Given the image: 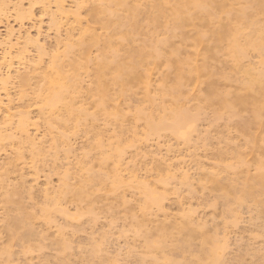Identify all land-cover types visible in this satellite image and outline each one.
<instances>
[{"label":"rangeland","instance_id":"374dc122","mask_svg":"<svg viewBox=\"0 0 264 264\" xmlns=\"http://www.w3.org/2000/svg\"><path fill=\"white\" fill-rule=\"evenodd\" d=\"M3 1L0 136L14 137L0 139V264H150L143 232L160 226L171 230L170 226L186 221L184 214L202 237L205 233L219 243L218 264H264V205L257 204L263 203L264 193L257 194V203L233 204L235 218L205 176L212 172L225 182L232 177L240 182L247 173L253 174L257 159H264L263 132H255L261 134L256 146L237 129L240 118L219 115L218 106L206 104L200 96L205 84L193 82L184 86L181 97L182 105L194 116L186 138L166 129L152 132L139 114L159 119L172 107L163 86L170 84L173 75L163 59L148 60L142 83L111 86L106 110L97 108L95 61L101 51H109L108 38L122 55L144 45L152 50L168 33L163 27L168 18H162L157 27L148 22L155 14L154 0L142 1L138 31L129 39L120 38L113 25L94 22L91 10L103 7L105 0H61L60 8L46 0ZM231 4L234 10L245 5L243 0ZM110 11L124 14L115 6ZM108 13L100 17L106 19ZM85 28L93 30L99 42L90 48L88 62H82L83 68L75 72L71 63L79 58L78 48L71 52L67 46L76 43ZM193 34L190 30L185 40L172 37L170 44L181 48L183 58H195L198 65L207 62L213 71L211 79L222 91L234 90L242 79L237 63L264 70V53L252 48L239 62L225 44L205 58L202 50L197 53L193 47ZM251 34L252 27L242 26L239 42L244 44ZM169 47L157 49L164 52ZM56 58L65 75L76 79L67 97L75 110L84 112L77 117L70 116L61 102L52 110L40 106L37 91L45 86L48 75L55 74L52 62ZM21 78H27V83ZM21 112L28 116L26 139L17 130ZM239 159L245 164H239ZM225 165L231 168L223 169ZM96 175L101 178L89 183ZM82 181L87 190L83 200L68 193L52 209L65 183L78 187ZM143 187L161 198L162 208L143 209ZM7 196L13 203L7 202ZM16 203L32 216L28 230L19 228L31 235L10 241L4 229L10 217L19 215ZM45 207L51 209L49 219L42 214ZM195 238L190 250L166 248L157 253L191 260L201 244V237ZM62 243L68 247L64 251ZM4 246L8 253L2 251Z\"/></svg>","mask_w":264,"mask_h":264},{"label":"bare ground","instance_id":"6f19581e","mask_svg":"<svg viewBox=\"0 0 264 264\" xmlns=\"http://www.w3.org/2000/svg\"><path fill=\"white\" fill-rule=\"evenodd\" d=\"M48 1L54 2L58 7L62 4L61 0H46V2ZM142 1L143 0H105L106 4L103 7L93 8L91 10L92 18L95 23L115 26L120 38L129 39L132 33L134 34L138 31L139 23L137 18L141 12H143L140 8ZM231 1L232 0H154L152 6L155 14L149 18L148 22L152 26L157 27L162 25V18H168V22L163 25L168 33L163 38L157 40L152 50L147 49V46L144 45L136 49L132 48L125 50L122 55L119 53L120 49L114 47L110 42V38H108L107 44L109 51H101L99 57L95 61V91L100 97L97 108L103 111L106 110V101L111 86L116 85L120 88H124V86L142 83L146 78L145 72L147 71L146 66L149 62L148 60L150 58L155 60L163 59L166 66L171 71V75H173L172 80L170 78V84L163 86V95L171 98L172 107L170 108V112L168 111L159 119L153 118L152 114H139V116L146 120L152 132L166 129L180 138H186L187 131L191 127L192 117L194 116L181 103L183 88L190 82H193V84L202 83L205 84V92L200 95L202 100L206 104H216L220 109L219 115L225 114L227 117H239L240 119L238 118L239 120L236 122L237 129L242 134L248 136L249 141L252 140L257 146L258 143L256 141H258L259 137L261 139V134L260 136L254 135L255 132L256 134L259 132L264 133V70L257 71L244 68L240 63H237L239 69L243 72L242 79L236 82L237 84L234 90L222 91L211 79L213 71L207 62L198 65L195 58H183L181 56V48L170 44V38L178 36L185 40L189 37L188 32L193 30L192 45L197 53L202 50V54L205 58L214 56L215 52L222 44L226 45L225 49L236 62H239L241 58L245 57L248 48L264 53V44L262 43L264 39V0H243L245 5L237 10H234ZM78 5L79 3H77V7ZM168 5L169 10L166 9ZM0 6H4L3 0H0ZM113 6L119 7L124 14L121 15L117 12H113L112 14L110 9ZM106 12H110V14L108 13L109 16L106 19L101 18L100 15ZM21 15L22 13L19 12V16ZM242 26L252 27V34L246 39L244 44L239 42ZM98 42L99 36L96 35L93 30L85 28L81 31L78 41L76 43H70L67 46V49L71 52H73L75 48H78L77 55L79 58L74 59L71 63L75 72L77 69L83 68L82 62H88V52L90 48L93 45H97ZM160 46L170 47L168 51L161 52L157 49ZM108 53H110V55H108ZM58 60L59 59L56 58L52 62V64H54L55 74L48 75L45 79V86L39 88L37 91V95L41 96L40 106L41 108L52 110L57 103L61 102L65 105L70 116L77 117L84 112L75 110L70 102L71 99L67 97L69 89L75 86L76 79L72 80L65 75V71H63ZM73 77L77 76L73 75ZM27 81V78H21L23 84H26ZM27 123L28 116L26 112H21L17 122V130L21 133L20 135L27 134ZM13 137L14 135L12 134H2L0 139ZM24 138L26 139L27 135ZM255 148L256 150L258 149V147ZM261 148L260 150H263ZM105 158L106 157H104V159ZM240 163H242V165L245 164V162L241 160L239 164ZM255 164V172H253V174L247 173L246 176L244 175V178L242 176L243 179L240 182L236 180L237 178L233 179V177V180L231 179L225 182L219 178L218 174L212 172L205 175L207 180L211 183V187L214 188L213 190L219 191L220 198L224 200L226 204H229L226 210L232 213L234 217L236 216V208L233 209V204H242L245 200H253L257 203L259 200V198L257 199V194L259 196L261 192L262 194L264 193V159H257ZM229 167L231 168V166L225 165L223 169ZM99 178H101V176L99 177V175H96V178H90L88 181L91 183ZM84 182L85 181H82L78 187H73L65 183L62 196L54 200L52 209L61 201V198L68 193H71L75 200H83L84 196L87 195V190L85 189L86 184L83 185ZM143 188V209L147 211L154 205L155 207L157 206V208H162L161 198L155 196L154 192L150 189ZM6 200L9 203H13L9 196H7ZM257 204H259V206L261 204L264 205V201L262 203L260 200ZM16 207L17 210L19 209L18 211H20L19 215L10 217L4 229L7 233V236H5L7 239L9 238L10 241L24 240L23 238L28 232L26 233V229L22 228H27V230L30 228V218L32 217L30 213L22 209L20 204L16 203ZM42 211L44 217L49 219L51 209L45 207ZM184 217L183 222L186 221L182 224L178 223V225L174 223L175 226H170L171 230H168L167 227L160 226L156 228V231L154 229L152 230L155 231L154 235H151L152 231L147 232L146 230L143 232L146 253L151 257L148 263L218 264L220 262L221 257L217 252V248L220 247L219 243L215 238L207 237L208 235L206 236L205 233H203L204 236L202 237L197 227L191 225V220H188V214H184ZM21 226L23 227L20 232L19 228ZM196 231L198 234H196ZM29 235L31 234L28 233L27 236ZM198 235L201 237V244L197 251L198 254L191 260H187V258L174 260L168 258L165 254L159 255L160 253H157L158 251L164 253L166 248L179 249L182 252L188 249L190 250L192 239H196L195 237L198 238ZM61 245V250L63 251L68 248L64 243ZM2 251L8 253L7 246H4Z\"/></svg>","mask_w":264,"mask_h":264}]
</instances>
